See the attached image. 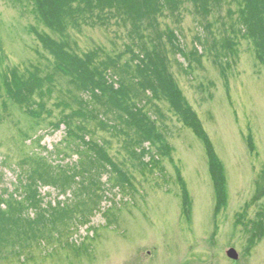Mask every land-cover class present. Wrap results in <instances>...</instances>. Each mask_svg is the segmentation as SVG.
<instances>
[{"label": "rangeland", "instance_id": "rangeland-1", "mask_svg": "<svg viewBox=\"0 0 264 264\" xmlns=\"http://www.w3.org/2000/svg\"><path fill=\"white\" fill-rule=\"evenodd\" d=\"M30 8L0 0V84L3 74L14 67L24 71L38 66L45 73L53 71V56L31 31V26L44 28ZM182 17L179 24L164 19L163 25L179 29L187 51L193 49L196 35L221 38L219 24L215 23L210 33L191 13L190 6L182 11ZM215 18L208 20L214 22ZM71 35L79 53L102 47L115 56L131 42L127 31L116 25L85 27ZM236 53L235 58L222 59L225 73L214 62L215 51L193 61L190 67L180 55H169L170 70L224 165L228 198L224 207L217 206L202 140L167 101H150L145 108L173 147L171 155L160 157L154 165H140L124 149L122 135L95 129L94 138L106 142L110 154L125 162L123 168L132 176V185L114 183L115 174L104 172L105 185L99 188H107L104 192L95 188L98 197L94 203L88 199L85 213L73 206L81 199L86 202L85 194L77 200L69 189L68 194L60 195L59 189L42 187L47 200H64L74 209L71 223L67 221L62 232L59 227L45 233L48 238L39 242L30 239L29 246L18 252L12 250L19 245L2 247L0 264H264V232L254 235L249 231V220L264 222V62L244 38ZM129 56L126 53L122 61ZM53 88L49 99L53 115H44L39 122H32L15 104L5 111L0 99V192L16 188L20 164L29 155L49 151L58 162H76L77 150L64 141V128L51 124L62 115L53 103L66 100L68 91L75 89L62 74L56 75ZM250 135L253 146L248 141ZM149 160L147 155L145 161ZM179 174L190 199L189 215L184 209ZM231 247L238 251V259L227 255Z\"/></svg>", "mask_w": 264, "mask_h": 264}, {"label": "trees", "instance_id": "trees-1", "mask_svg": "<svg viewBox=\"0 0 264 264\" xmlns=\"http://www.w3.org/2000/svg\"><path fill=\"white\" fill-rule=\"evenodd\" d=\"M12 1L31 7L43 25L42 30L31 26V31L43 49L53 56L54 65L53 71L46 73L38 66L24 71L18 67L6 71L0 84L1 107L7 111L15 104L32 122L42 121L44 115L51 117L53 111L49 99L53 95L56 75L67 76L75 91L69 90L66 100L60 98L53 103L61 109L62 115L51 124L56 129L64 128V141L76 148L78 158L76 162H58L48 151L22 160L16 188H4L0 192V249L19 245L13 248L15 253L28 247L30 239L39 242L42 237L48 238L45 233L49 234L52 229L60 227L62 232V226L67 228L74 209L64 200H47L41 192L42 187L49 185L59 189L60 195L69 192L73 196L75 193L77 200L85 194L86 202L81 199L73 204L77 212L85 213L89 209L88 199L94 203L98 197L95 188H103V192L107 188H99L105 185L102 181L104 172L115 174L114 183L132 185V176L123 168L125 162L110 154L106 142L94 138L95 129L122 135L124 149L140 165H154L160 157H169L173 147L145 108L154 100L167 101L180 120L202 140L217 206L221 209L227 204L224 165L202 121L172 74L169 55H180L190 67L193 61L215 51L214 62L225 73L222 59L235 58L239 41L244 38L252 43L259 60L264 62V0ZM188 6L210 33L214 24H219L221 38L217 39L213 34L210 39L207 35H196L193 49L187 51L179 29L170 24L163 25V21L170 19L176 24L181 23L182 11ZM211 16L216 17L214 22L208 20ZM111 25L127 31L131 42L126 44L124 52L112 56L102 47L83 53L76 50L72 31ZM126 53L130 56L123 62ZM248 141L253 146L251 135ZM65 155L70 157L68 153ZM147 155L149 161H145ZM179 178L182 180L180 174ZM183 188L184 209L189 215L190 199L184 181ZM83 205L84 208H79ZM249 221L250 233L264 232L263 220Z\"/></svg>", "mask_w": 264, "mask_h": 264}, {"label": "water", "instance_id": "water-1", "mask_svg": "<svg viewBox=\"0 0 264 264\" xmlns=\"http://www.w3.org/2000/svg\"><path fill=\"white\" fill-rule=\"evenodd\" d=\"M227 255L230 257V258H233V259H238L239 258V253L238 251L231 247L227 250Z\"/></svg>", "mask_w": 264, "mask_h": 264}]
</instances>
